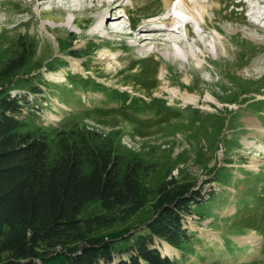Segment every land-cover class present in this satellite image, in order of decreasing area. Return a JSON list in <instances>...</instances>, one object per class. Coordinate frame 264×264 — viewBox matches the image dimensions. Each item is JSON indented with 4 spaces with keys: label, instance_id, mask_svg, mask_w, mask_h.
<instances>
[{
    "label": "rangeland",
    "instance_id": "rangeland-1",
    "mask_svg": "<svg viewBox=\"0 0 264 264\" xmlns=\"http://www.w3.org/2000/svg\"><path fill=\"white\" fill-rule=\"evenodd\" d=\"M118 3L112 12L107 0H0V52L18 35L35 38L28 69L44 81L36 94L12 90L36 99L46 128L71 118L104 137L119 130L157 164V176L193 177L205 199L215 191L192 206L207 217L184 218L192 253L167 254L155 238L161 255L175 264H264V19L245 13V0H210L205 31L193 26L191 44L157 46L144 25L164 11L163 0ZM114 12L125 32L131 24L142 34L124 35L115 24L98 32L97 21ZM100 210L90 204L82 215Z\"/></svg>",
    "mask_w": 264,
    "mask_h": 264
},
{
    "label": "trees",
    "instance_id": "trees-1",
    "mask_svg": "<svg viewBox=\"0 0 264 264\" xmlns=\"http://www.w3.org/2000/svg\"><path fill=\"white\" fill-rule=\"evenodd\" d=\"M37 51L22 34L0 52V264H175L155 238L192 253L184 218L207 217L192 206L215 191L205 199L193 177L157 176V164L122 145L119 130L104 137L71 118L44 127L36 99L12 90L42 92V76L36 82L28 69ZM90 204L101 210L83 216Z\"/></svg>",
    "mask_w": 264,
    "mask_h": 264
},
{
    "label": "bare ground",
    "instance_id": "bare-ground-1",
    "mask_svg": "<svg viewBox=\"0 0 264 264\" xmlns=\"http://www.w3.org/2000/svg\"><path fill=\"white\" fill-rule=\"evenodd\" d=\"M41 3H49L53 0H40ZM66 2H71V0H65ZM109 4H107L108 8L111 5L113 6V10H116L119 7L118 0H107ZM210 0H163L165 9L163 12L152 14L149 16L148 21L145 23L144 28L148 27L146 33H148V37H146V41L155 42L158 46L160 42H164L165 44H170L173 41L177 42L178 45H185L191 44V38H194L199 32L205 31L204 22L206 21V9H207V2ZM246 8L245 10L249 12V15H253L258 19H263L261 14L263 11L259 9L261 5H264V0H247L245 1ZM118 6V7H117ZM177 12L186 13L189 19L184 24L185 29V37H183L179 33V27L177 23L180 21L177 17ZM124 15H126V11H124ZM115 12L109 16V21L107 23H103V20H98L96 29L98 32L103 30L109 31L110 26L115 24L118 28L119 32L127 36H133L134 34H142V27H132L131 24L127 29L128 31L125 32V26L121 23L118 24L119 18H115ZM249 17V16H248ZM70 21V19H68ZM111 24V25H110ZM193 26H197L198 32L195 33L192 28ZM197 29V28H196ZM221 32L222 30H217ZM196 35H195V34ZM200 37V36H199ZM203 38V37H202ZM197 44L198 43V40ZM196 41L194 42L196 44ZM170 52H174L170 49ZM187 55H193V52L190 49H187ZM165 250L164 252L167 254H173L174 250L168 245H164Z\"/></svg>",
    "mask_w": 264,
    "mask_h": 264
},
{
    "label": "built area",
    "instance_id": "built-area-1",
    "mask_svg": "<svg viewBox=\"0 0 264 264\" xmlns=\"http://www.w3.org/2000/svg\"><path fill=\"white\" fill-rule=\"evenodd\" d=\"M122 136L123 135H121L120 137H122ZM122 141L125 143V145H126L127 148L134 149L133 148L134 146L132 145V140L131 139H127V137L126 138L122 137Z\"/></svg>",
    "mask_w": 264,
    "mask_h": 264
}]
</instances>
